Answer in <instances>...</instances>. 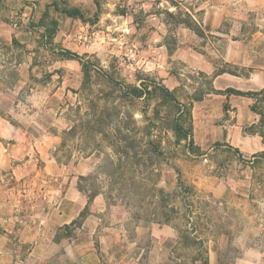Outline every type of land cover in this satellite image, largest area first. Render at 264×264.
Here are the masks:
<instances>
[{"label":"rangeland","instance_id":"1","mask_svg":"<svg viewBox=\"0 0 264 264\" xmlns=\"http://www.w3.org/2000/svg\"><path fill=\"white\" fill-rule=\"evenodd\" d=\"M94 1L97 11H87L88 24L61 22L59 30L67 35L60 39L49 35L54 28L51 19L58 15L53 7L46 13L45 6L0 0V30L24 33L14 41L0 40V57L11 58L18 44L23 51L28 45L30 61L37 65L30 72V87L38 92L46 86L66 90L61 105L71 129L64 134L58 155L84 173L83 189L92 197L102 196L104 223L169 224L178 232L176 242L156 246L148 239L142 242L143 248H150L153 264H212L214 253L217 264L264 259V177L254 176L249 163L256 152L238 148L240 159L230 143L217 139L212 125L222 120L216 117L204 119L206 127L198 132L194 125L193 138L202 154H192L170 128L173 114L159 107L155 118L156 101L148 105L144 100H129L116 86L117 82L139 85L150 78L177 89L181 101L202 92H209L204 97L209 98L213 74H201L174 58L175 51L185 45L211 59L204 47L212 46L218 35L187 13L186 8L200 18L196 0H161L162 4L151 0L145 5L140 0ZM57 2L63 7L62 0ZM187 14L198 24L200 34L184 24L191 20ZM243 16L232 21L236 17L228 15L222 30L234 29L235 38L240 32L252 33L254 45L260 47L264 12L245 11ZM74 30L88 35L83 39L87 51L79 54L81 62L63 51L72 45L68 35ZM82 62L89 65L87 78ZM236 72L247 73L239 67ZM197 118L193 117V124ZM148 142L155 150L152 157L146 154Z\"/></svg>","mask_w":264,"mask_h":264},{"label":"crops","instance_id":"2","mask_svg":"<svg viewBox=\"0 0 264 264\" xmlns=\"http://www.w3.org/2000/svg\"><path fill=\"white\" fill-rule=\"evenodd\" d=\"M55 1L16 0V4L45 6L47 11ZM140 1L152 4L151 0ZM62 2L85 15L88 10L97 11L94 0ZM195 8L200 18L188 8L187 13L218 35L212 46L204 47L211 59L185 45L175 51L174 58L202 73L213 74L214 89L219 91L194 103L193 117H198L195 131L206 127L204 119L218 117L222 123L212 125L217 139L239 149L251 148L252 153L264 151L262 137L244 131L260 119L251 110L254 100L226 92L230 88L243 92L264 90V42L259 47L254 45L252 33L240 32L241 36L235 38L234 29L222 30L228 15L236 17L233 21L244 19L245 11L264 12V0H196ZM53 12L58 14L54 18L58 25L51 35L54 38L67 35L59 30L61 22L88 24L87 18L69 17L54 7ZM22 34L2 29L0 40L14 41ZM261 34L264 37V32ZM87 37L85 30L71 31L68 38L72 45L64 49L85 53L88 45L83 39ZM222 41L221 47L218 44ZM21 48L18 44L12 49L11 58L0 57V264H142L146 260L153 264L155 258H151L150 248L141 246L142 242L148 239L154 246L176 242L178 232L169 224L130 227L125 221L115 226L103 222L101 213L106 206L102 196L92 197L83 189L80 178L84 173H78L76 167H71V160L64 162L58 155L63 136L71 129L61 105L66 90L46 86L38 92L31 88L30 72L37 65L30 61L29 46L25 51ZM238 67L247 73L236 72ZM210 262L217 264L216 253L210 256ZM250 264H264V259Z\"/></svg>","mask_w":264,"mask_h":264},{"label":"trees","instance_id":"3","mask_svg":"<svg viewBox=\"0 0 264 264\" xmlns=\"http://www.w3.org/2000/svg\"><path fill=\"white\" fill-rule=\"evenodd\" d=\"M54 7V10L57 12H61L66 14L69 17H80L86 20V15L83 11L78 8L68 7L63 3V7L59 6L58 2L55 1L52 5L48 7ZM62 7V8H61ZM48 11V9H47ZM46 11V12H47ZM171 15V14H170ZM188 15V14H187ZM190 17V15H188ZM191 20L184 21V24L191 29H194L198 34H200V30L195 28V25H198L191 17ZM51 23L54 26L53 30L49 34L50 36L55 33L58 22L54 18L51 19ZM181 23V22H180ZM48 30V28H47ZM64 54L70 58L78 59L80 62L82 61V57L68 50H63ZM84 75L87 78L89 73V65L88 63L82 62ZM223 71V70H221ZM203 74V73H201ZM109 77V76H108ZM87 80L84 81V87ZM119 88L121 94L128 98L129 100H144L148 105H150V101H156L157 107L154 108L155 118H158L160 115L159 107L165 108L168 110L169 114H173L172 119L170 120V128L174 132L175 136L184 141L186 144V148L192 154L198 153L197 155L202 154L200 152L199 147L195 145V141L193 138V107L195 102L202 101L206 94L209 92H202L198 94H194L193 96L188 97L187 101H181L177 96V89H170L166 85L162 83H157L150 78H145L139 85H130L127 83L117 82L116 85ZM227 93H232L241 96L251 97L254 102L251 105V110L259 115L260 119L258 123L253 124L249 127H246L244 131L247 134L259 135L262 137L264 141V90L260 91H251V92H243L236 89H228ZM213 93H219L216 89L213 90ZM228 106H225L227 109ZM151 142H148V148L146 149V154L148 157H152ZM233 149V151L239 156L241 159L242 153L238 148H234L233 146H229ZM157 151V150H156ZM251 165L252 172L254 176L263 178L264 177V151L257 152L252 155L249 160ZM163 214V212H162ZM76 223H78L76 221Z\"/></svg>","mask_w":264,"mask_h":264}]
</instances>
